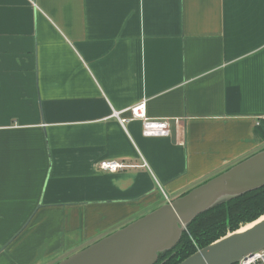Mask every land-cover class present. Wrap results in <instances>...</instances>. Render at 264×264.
Segmentation results:
<instances>
[{
	"label": "crops",
	"instance_id": "1",
	"mask_svg": "<svg viewBox=\"0 0 264 264\" xmlns=\"http://www.w3.org/2000/svg\"><path fill=\"white\" fill-rule=\"evenodd\" d=\"M140 105L169 135H142ZM262 116L264 0H0V264L80 251L227 171Z\"/></svg>",
	"mask_w": 264,
	"mask_h": 264
},
{
	"label": "water",
	"instance_id": "2",
	"mask_svg": "<svg viewBox=\"0 0 264 264\" xmlns=\"http://www.w3.org/2000/svg\"><path fill=\"white\" fill-rule=\"evenodd\" d=\"M264 187V150L57 264H156L204 212ZM264 247V215L179 264H237Z\"/></svg>",
	"mask_w": 264,
	"mask_h": 264
},
{
	"label": "trees",
	"instance_id": "3",
	"mask_svg": "<svg viewBox=\"0 0 264 264\" xmlns=\"http://www.w3.org/2000/svg\"><path fill=\"white\" fill-rule=\"evenodd\" d=\"M255 131L256 137L263 142L264 122H259ZM263 215L264 187L199 215L187 227L178 246L170 252L160 255L156 264H179L199 249L213 244L214 241L258 220Z\"/></svg>",
	"mask_w": 264,
	"mask_h": 264
},
{
	"label": "built area",
	"instance_id": "4",
	"mask_svg": "<svg viewBox=\"0 0 264 264\" xmlns=\"http://www.w3.org/2000/svg\"><path fill=\"white\" fill-rule=\"evenodd\" d=\"M141 107L143 105H140L133 109V115L134 117H141L143 119L142 122V135L144 137H152V136H167L170 133V125L169 121L163 120V121H147L144 119V114L141 111ZM141 111V113L138 115V112ZM264 122V116L259 117L256 119L255 123L256 126L259 125V122ZM124 122V120L121 121V123ZM125 165L118 163L116 161L108 160V161H101L99 162L98 168L102 172H110V173H117L120 172ZM167 200V199H166ZM170 200H168L169 203ZM237 264H264V247L262 249H259V251L254 252L251 256L244 257V259L240 260Z\"/></svg>",
	"mask_w": 264,
	"mask_h": 264
},
{
	"label": "rangeland",
	"instance_id": "5",
	"mask_svg": "<svg viewBox=\"0 0 264 264\" xmlns=\"http://www.w3.org/2000/svg\"><path fill=\"white\" fill-rule=\"evenodd\" d=\"M260 143V146H259V149H257L258 151H260V150H264V141L263 142H259ZM258 151H256V152H258ZM240 226H243V225H240ZM85 248V247H84ZM71 254H73V252H70V253H68V254H66L65 256H61V257H58V258H55V259H52V260H50V261H48V262H46L45 264H57V263H59V261H61V260H63V259H65L67 256H69V255H71Z\"/></svg>",
	"mask_w": 264,
	"mask_h": 264
}]
</instances>
